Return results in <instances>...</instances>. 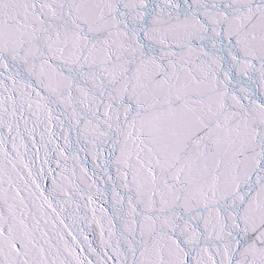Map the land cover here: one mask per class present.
<instances>
[{
	"label": "snow or ice",
	"instance_id": "obj_1",
	"mask_svg": "<svg viewBox=\"0 0 264 264\" xmlns=\"http://www.w3.org/2000/svg\"><path fill=\"white\" fill-rule=\"evenodd\" d=\"M0 264H264V0H0Z\"/></svg>",
	"mask_w": 264,
	"mask_h": 264
}]
</instances>
